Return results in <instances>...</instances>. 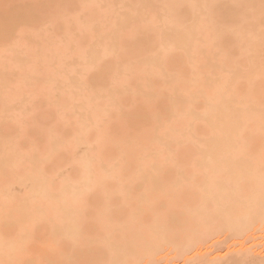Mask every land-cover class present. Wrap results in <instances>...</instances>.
I'll return each instance as SVG.
<instances>
[{"label":"rangeland","instance_id":"374dc122","mask_svg":"<svg viewBox=\"0 0 264 264\" xmlns=\"http://www.w3.org/2000/svg\"><path fill=\"white\" fill-rule=\"evenodd\" d=\"M263 193L264 0H0V264H264Z\"/></svg>","mask_w":264,"mask_h":264},{"label":"bare ground","instance_id":"6f19581e","mask_svg":"<svg viewBox=\"0 0 264 264\" xmlns=\"http://www.w3.org/2000/svg\"><path fill=\"white\" fill-rule=\"evenodd\" d=\"M261 197H262V195H261ZM262 199H264V193H263V198ZM261 200V199H260ZM262 201V200H261ZM264 202V201H263ZM261 203V202H260ZM261 206L263 205V203L262 204H260ZM264 206V205H263ZM264 207H262V209H263ZM262 209H260V210H262ZM263 213H261V215H262ZM264 215V214H263ZM263 217V216H262ZM262 219H264V218H262ZM77 251V250H76ZM81 252V251H80ZM79 252V253H80ZM77 254H78V251L76 252ZM82 253V252H81Z\"/></svg>","mask_w":264,"mask_h":264}]
</instances>
